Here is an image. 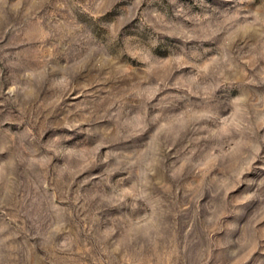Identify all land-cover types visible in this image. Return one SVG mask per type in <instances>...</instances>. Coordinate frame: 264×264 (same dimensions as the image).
<instances>
[{
    "label": "rangeland",
    "instance_id": "374dc122",
    "mask_svg": "<svg viewBox=\"0 0 264 264\" xmlns=\"http://www.w3.org/2000/svg\"><path fill=\"white\" fill-rule=\"evenodd\" d=\"M0 264H264V0H0Z\"/></svg>",
    "mask_w": 264,
    "mask_h": 264
}]
</instances>
